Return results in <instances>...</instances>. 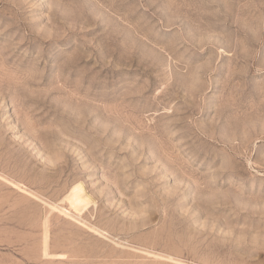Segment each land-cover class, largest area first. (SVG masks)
Listing matches in <instances>:
<instances>
[{
	"label": "rangeland",
	"instance_id": "1",
	"mask_svg": "<svg viewBox=\"0 0 264 264\" xmlns=\"http://www.w3.org/2000/svg\"><path fill=\"white\" fill-rule=\"evenodd\" d=\"M0 264H264V0H0Z\"/></svg>",
	"mask_w": 264,
	"mask_h": 264
},
{
	"label": "bare ground",
	"instance_id": "2",
	"mask_svg": "<svg viewBox=\"0 0 264 264\" xmlns=\"http://www.w3.org/2000/svg\"><path fill=\"white\" fill-rule=\"evenodd\" d=\"M84 190V189H83ZM82 186L81 184L74 185L71 190L67 193L66 199L72 204L74 207H79L83 202V194H82ZM63 255V254H62Z\"/></svg>",
	"mask_w": 264,
	"mask_h": 264
}]
</instances>
